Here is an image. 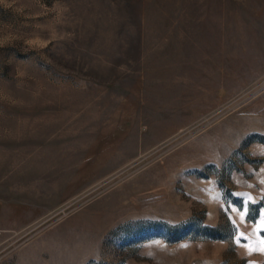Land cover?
Segmentation results:
<instances>
[{
  "label": "rangeland",
  "instance_id": "374dc122",
  "mask_svg": "<svg viewBox=\"0 0 264 264\" xmlns=\"http://www.w3.org/2000/svg\"><path fill=\"white\" fill-rule=\"evenodd\" d=\"M0 264H264V0H0Z\"/></svg>",
  "mask_w": 264,
  "mask_h": 264
},
{
  "label": "snow or ice",
  "instance_id": "6c2138e0",
  "mask_svg": "<svg viewBox=\"0 0 264 264\" xmlns=\"http://www.w3.org/2000/svg\"><path fill=\"white\" fill-rule=\"evenodd\" d=\"M248 199H251V197H249ZM241 218L243 219V214H242Z\"/></svg>",
  "mask_w": 264,
  "mask_h": 264
}]
</instances>
